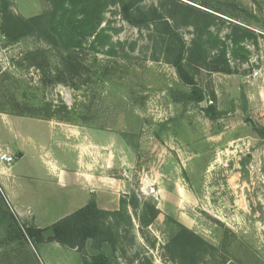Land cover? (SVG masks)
<instances>
[{
  "label": "rangeland",
  "instance_id": "obj_1",
  "mask_svg": "<svg viewBox=\"0 0 264 264\" xmlns=\"http://www.w3.org/2000/svg\"><path fill=\"white\" fill-rule=\"evenodd\" d=\"M10 1L24 18L51 7V0ZM178 1L214 13L211 8L226 9L234 0ZM235 1L253 15L255 21L247 15L242 22L256 31L258 43L247 42V62L229 54L224 71L192 70L206 94L201 105L173 101L172 92L183 86L167 61L166 43L153 25L126 22L119 5L107 10L102 26H110L112 44L94 49L92 38L79 51L85 71L75 85L54 83L60 53L47 41L33 35L11 42L0 32V154L15 158L12 167L0 162V194L22 223L45 228L63 216L53 199L60 192L29 154V133L46 138L45 126L84 127L103 143L112 141L121 164L112 174L131 184L120 215L110 212L106 221L120 264L145 258L154 264H264V0ZM169 3L145 0L143 6ZM213 29L225 36L228 23ZM179 31L190 44L194 29ZM212 103L215 120L202 111ZM14 131L22 134L18 146ZM152 186L155 195L148 193ZM146 205L157 212L151 222ZM182 227L199 238L185 234L187 253L174 240ZM4 238L0 226V242ZM89 260V251L57 243L0 246V264Z\"/></svg>",
  "mask_w": 264,
  "mask_h": 264
},
{
  "label": "trees",
  "instance_id": "obj_2",
  "mask_svg": "<svg viewBox=\"0 0 264 264\" xmlns=\"http://www.w3.org/2000/svg\"><path fill=\"white\" fill-rule=\"evenodd\" d=\"M167 1L170 3L165 8H145V0H51V7L47 12L24 18L15 14L10 0H0V32L11 42L33 35L47 41L60 53V68L54 77V83L75 85L85 71L79 51L89 44L92 38L94 39L90 45L94 49L112 44L110 26H102L107 10L119 5L126 22L138 28H150L153 25L155 32L166 43L167 61L175 68L183 86L182 90L172 92L173 101L201 105L206 100V94L197 83L192 70L205 67L215 72L224 71L223 66L227 67L229 64V54L236 62H247L250 56L247 42L253 41L257 44L258 34L242 21H248L245 18L247 15L252 21L255 20L253 15L235 0L226 9L211 8L214 13L178 0ZM220 22L228 23L229 31L225 36L213 29V26ZM183 26L194 29L195 36L190 44L179 31ZM214 53L216 54L211 60ZM202 111L210 120L218 118L214 103L202 108ZM262 134L264 135L263 128ZM124 205L125 201L122 200L121 209ZM146 208L151 213V222L157 212L151 205H146ZM120 212L121 210L114 215H120ZM111 214L100 209L96 200L92 199L78 211L48 227L40 228L22 223L7 207L0 194V226L5 230V238L0 242V246L28 242L34 246L57 243L80 252L89 251L90 260L86 261V264H120L114 252L116 235L106 225ZM185 234H189V238L199 239L182 227V231L174 240L175 243L182 242L183 253L189 252L190 246ZM138 264L154 262L145 258Z\"/></svg>",
  "mask_w": 264,
  "mask_h": 264
},
{
  "label": "crops",
  "instance_id": "obj_3",
  "mask_svg": "<svg viewBox=\"0 0 264 264\" xmlns=\"http://www.w3.org/2000/svg\"><path fill=\"white\" fill-rule=\"evenodd\" d=\"M44 129L46 138L40 132L35 137L29 133L27 145L29 154L60 192L53 195V199L62 205L60 219L85 207L92 199L104 211H120L121 198L130 194L131 184L112 174L118 165L121 166L112 141L105 144L84 127L65 125L58 128L45 126ZM20 134L14 131L11 136L16 146L21 144ZM103 148L111 150L110 153ZM25 156L26 153L19 154V158ZM6 183V187L11 188L8 180Z\"/></svg>",
  "mask_w": 264,
  "mask_h": 264
},
{
  "label": "built area",
  "instance_id": "obj_4",
  "mask_svg": "<svg viewBox=\"0 0 264 264\" xmlns=\"http://www.w3.org/2000/svg\"><path fill=\"white\" fill-rule=\"evenodd\" d=\"M258 75H259V72H255V76H258ZM263 127H264V123H263ZM0 162L5 164L8 167H12L13 164L15 163V158L9 153L4 152L0 154ZM126 175L128 174L126 173ZM148 193L155 195L158 193V191L154 186H152Z\"/></svg>",
  "mask_w": 264,
  "mask_h": 264
}]
</instances>
